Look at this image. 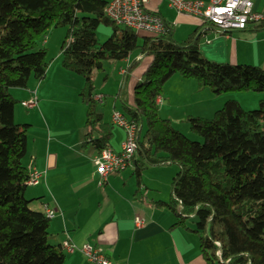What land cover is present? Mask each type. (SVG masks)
I'll return each mask as SVG.
<instances>
[{"label": "trees", "instance_id": "obj_1", "mask_svg": "<svg viewBox=\"0 0 264 264\" xmlns=\"http://www.w3.org/2000/svg\"><path fill=\"white\" fill-rule=\"evenodd\" d=\"M107 4L0 0V264L65 260L61 245L50 241L48 228L54 216L46 215L47 207L31 209L25 197L24 182L31 171L23 163L29 126L15 123L19 102L10 93L27 88L30 79H44L50 59L39 41L58 28L66 29L61 66L83 80L79 98L86 111L80 149L96 155L109 149L114 126L104 120L103 102L94 101L93 73L103 69L104 61H123L138 51L149 58L148 64L130 93L126 88L118 93L119 112L137 126L132 160L137 184L149 166L177 165L169 200L156 205L172 212L173 226L196 234L205 264H264V101L246 110L230 99L211 118L186 116L188 130L201 142L188 139L160 117L156 102L174 75L192 79L197 90L209 88L214 95L261 94L264 69L209 61L198 51L194 35L177 44L168 25L164 34L144 33L139 42L143 32L114 25L105 13ZM100 25L111 28L103 43L96 38ZM137 64L133 61L128 71ZM188 220L193 227L185 225Z\"/></svg>", "mask_w": 264, "mask_h": 264}, {"label": "crops", "instance_id": "obj_2", "mask_svg": "<svg viewBox=\"0 0 264 264\" xmlns=\"http://www.w3.org/2000/svg\"><path fill=\"white\" fill-rule=\"evenodd\" d=\"M145 5L171 28L175 43L192 35L195 38L199 32L193 42H197L198 51L207 60L264 69V23H249L244 30L222 32L200 18L175 11L166 0H146ZM254 9L264 10V0H254ZM143 35L144 32L139 33L138 37ZM133 61L138 64L129 72L128 67ZM148 61L149 58L138 51L123 60L124 67L118 71L123 78L120 88H126L130 93ZM70 75L71 72L61 66L59 47L50 58L38 88L13 90L20 98L17 99L20 104L30 99L35 91L36 106L31 110L22 108L28 111L27 115L23 120L14 121L27 124L30 129L26 168L45 174L38 185L26 187L25 197L33 210L43 211V207L55 210L48 228L51 243L59 246L69 240L78 247L83 244L99 247L113 264H205L199 246L197 248L196 234L184 226H173L176 220L172 212L156 205V202L167 200L157 197L152 189L161 186L158 178L162 173L172 179L177 171L167 167L174 164L147 167L141 172L139 185L134 174H126L135 168L134 162L131 167L111 173L102 180L94 164L96 153L80 149L86 109L79 98L82 87L70 88ZM96 95L103 96L102 104L107 105L103 93ZM212 95L205 89L197 90L194 80L174 75L165 83L159 97V115L176 126L184 123L188 115L207 118V113H215L230 99L246 110L256 108L264 101V93L254 94L250 97L252 106L246 108V103H241L239 97L246 98L248 93L224 94L221 103L213 100ZM115 96V100L118 99V94ZM111 107V112L118 111L115 102ZM58 108L65 109V117L60 121L55 117ZM107 122L111 123V115ZM123 137V130L115 132L112 129L109 149L119 151ZM146 173L155 176V181H149L151 185L147 183ZM135 210L142 220L139 225ZM62 252L64 264H91L79 251Z\"/></svg>", "mask_w": 264, "mask_h": 264}, {"label": "built area", "instance_id": "obj_3", "mask_svg": "<svg viewBox=\"0 0 264 264\" xmlns=\"http://www.w3.org/2000/svg\"><path fill=\"white\" fill-rule=\"evenodd\" d=\"M168 6L179 13L191 15L204 20L222 32L241 31L249 23H264V10L254 9V0H166ZM146 0H110L106 6V16L116 26L127 27L135 32H144L159 36L166 32L167 25L163 19L146 9ZM94 101L103 102V96L95 95ZM160 101L159 97L156 102ZM21 106L31 110L36 106L35 91L31 98L22 101ZM111 123L120 127L124 132L120 150H102L94 159L97 171L105 180L111 173H116L130 167L137 149V126L129 121L121 112L114 110L111 114ZM45 174L35 169L29 172L24 186H36ZM49 218L55 214V210L45 208ZM136 224L142 223L137 210L134 211ZM62 250L72 253L79 251L91 264H113L106 253L99 247L83 244L76 246L69 240L62 242Z\"/></svg>", "mask_w": 264, "mask_h": 264}, {"label": "rangeland", "instance_id": "obj_4", "mask_svg": "<svg viewBox=\"0 0 264 264\" xmlns=\"http://www.w3.org/2000/svg\"><path fill=\"white\" fill-rule=\"evenodd\" d=\"M105 1L109 2L110 0H105ZM1 28H3V27L0 26V35L2 34V29ZM65 31H66L65 28L52 29L51 31H49L46 34L45 37H43L39 41V47L48 48L47 55H48L49 59L52 58V55H54L59 50V47H60V45L62 43V40L64 39ZM110 34H111V28L110 27L104 26V25H100L98 27L97 31H96V38H97L99 43H103L105 40H107V38L110 36ZM140 39H141V37H139V42H140ZM136 53H137V51H134L131 55H134ZM132 58H133V56H132ZM121 67H124L122 61H114V62L104 61L103 62V69L101 71H95L93 73V81H94V86H95V92L97 94L103 93L106 96L105 98H106L107 105L101 104L102 105L101 110L103 111V114H104V117H105V121H108L110 119V115L112 113L111 112L112 111V109H111L112 107L111 106H112L113 102H115V104H116V109L118 111H121L120 100L119 99L115 100V97H116L115 95L118 94L119 89L122 86V81H123L122 76L118 74V71L120 70ZM70 76H71L70 77L71 80L69 81L70 88H81L82 87L81 83L83 84L82 78H80L79 76H77V75H75L73 73H71ZM175 76L179 77L178 75H175ZM38 86H39L38 81H35L34 79H30L29 82H28V85H27L28 88H34V89L38 88ZM164 89H166V88H164ZM13 90L14 89L10 90L11 94H14ZM205 91L211 92L209 88H206ZM226 94H228V93H226ZM248 94H250V95H245L246 98L243 97V96L239 97L241 103H242V101H244V103H246L245 104V105H247V106H245L246 108H249L250 105L252 106V99H250V97L253 96L256 93L248 92ZM16 95L14 94V98L20 99ZM223 95L224 94H221V95H214L213 94L212 95L213 98H214L213 100H217V101H219L221 103L223 101ZM255 96H257V95H255ZM20 105L21 104L18 103L15 106L14 120H18V119H21V118L23 120L24 116L27 115L26 112H28V111H24L22 109L23 107L20 106ZM257 107L258 106H256V108ZM84 108H85V106H84ZM256 108H253V109H256ZM249 109L251 110L252 108H249ZM64 111H65V109H63V108H58L56 110L55 117H56V119L58 121L63 120V118L65 117ZM213 114H214V111H213V113L212 112L207 113V115H208L207 118L212 117ZM70 115H71V111H70ZM19 121H21V120H19ZM175 125L176 126H174V125L173 126L175 128H177V129H179L180 132L184 136H186L188 139H190L192 141L201 142V139L199 137H197L196 135L192 134L188 130V127H187L186 124L181 123V124H175ZM68 127L70 128L71 126L68 125ZM29 130L30 129L28 128L27 133H26L28 142H30V139H31V134H30ZM113 131L122 132V130L119 129V127H117V126L113 127ZM143 131H144V126L142 127V132ZM28 161H29L28 156H26L25 159L23 160V163H24L25 166H27ZM167 168H173V170L175 168V170L178 171L177 165H168ZM126 174L127 175H129V174L133 175V169H129L126 172ZM145 175L147 177V183H149V185H151L150 182H149L150 180L151 181H155L156 180L155 176L153 174H151V173H146ZM167 176H165L164 173H162V175H159V178H158L159 180L158 181H159L161 186H158V188H154L152 190H153L154 194H156L157 197L162 198V200H167L168 201L169 198H170V193H171V188H170V186H171V178L170 177L168 178ZM186 225L189 226V227H193L194 226L191 223V221H189V220L186 222ZM196 241H197V248H198L199 241H198V237L197 236H196Z\"/></svg>", "mask_w": 264, "mask_h": 264}, {"label": "water", "instance_id": "obj_5", "mask_svg": "<svg viewBox=\"0 0 264 264\" xmlns=\"http://www.w3.org/2000/svg\"><path fill=\"white\" fill-rule=\"evenodd\" d=\"M198 35H199V32H198L197 36H198ZM197 36H196V37H197ZM196 37H195V38H196ZM195 38H194V39H195ZM193 41H194V40H193Z\"/></svg>", "mask_w": 264, "mask_h": 264}]
</instances>
